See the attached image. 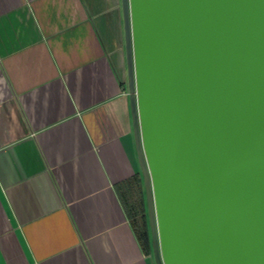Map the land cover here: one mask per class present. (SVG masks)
Returning <instances> with one entry per match:
<instances>
[{"label":"crops","instance_id":"0c3cea01","mask_svg":"<svg viewBox=\"0 0 264 264\" xmlns=\"http://www.w3.org/2000/svg\"><path fill=\"white\" fill-rule=\"evenodd\" d=\"M120 7L0 0V264H154Z\"/></svg>","mask_w":264,"mask_h":264},{"label":"water","instance_id":"95a60500","mask_svg":"<svg viewBox=\"0 0 264 264\" xmlns=\"http://www.w3.org/2000/svg\"><path fill=\"white\" fill-rule=\"evenodd\" d=\"M154 264H264V0H120Z\"/></svg>","mask_w":264,"mask_h":264},{"label":"trees","instance_id":"16d2710c","mask_svg":"<svg viewBox=\"0 0 264 264\" xmlns=\"http://www.w3.org/2000/svg\"><path fill=\"white\" fill-rule=\"evenodd\" d=\"M135 205L131 206L130 219L136 229L138 239L151 251L150 232L146 211L144 209V196L139 197Z\"/></svg>","mask_w":264,"mask_h":264},{"label":"rangeland","instance_id":"374dc122","mask_svg":"<svg viewBox=\"0 0 264 264\" xmlns=\"http://www.w3.org/2000/svg\"><path fill=\"white\" fill-rule=\"evenodd\" d=\"M144 196V195H143ZM145 201V200H144ZM144 209H145V204H144Z\"/></svg>","mask_w":264,"mask_h":264}]
</instances>
